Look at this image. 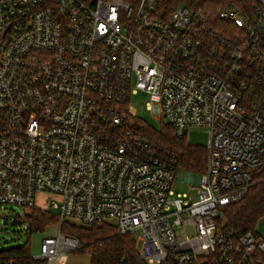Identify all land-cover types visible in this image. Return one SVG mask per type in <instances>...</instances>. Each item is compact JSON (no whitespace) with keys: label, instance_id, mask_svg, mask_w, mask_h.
Instances as JSON below:
<instances>
[{"label":"built area","instance_id":"built-area-1","mask_svg":"<svg viewBox=\"0 0 264 264\" xmlns=\"http://www.w3.org/2000/svg\"><path fill=\"white\" fill-rule=\"evenodd\" d=\"M217 20L158 0H0V206L59 196L58 231L6 264L78 249L65 221L138 230L148 264H264V238L223 213L264 159V0ZM137 90L176 137L207 129L195 198L173 196L176 155L136 128Z\"/></svg>","mask_w":264,"mask_h":264},{"label":"trees","instance_id":"trees-1","mask_svg":"<svg viewBox=\"0 0 264 264\" xmlns=\"http://www.w3.org/2000/svg\"><path fill=\"white\" fill-rule=\"evenodd\" d=\"M256 0H158V6L168 14L176 5L202 10L211 16L217 24L218 11L224 5H237L248 13ZM136 128L156 148L174 153L177 157L176 169L180 168L192 175L203 172L207 150L205 146L190 144L183 137H176L172 128L163 123L157 129L143 120L134 117ZM227 223L238 232H254L256 222L264 217V159L252 171V183L236 202L227 204L223 210ZM27 227L24 229L27 237L33 231H43L45 228L58 223V213L50 209L30 207L23 215ZM60 230L76 237L81 246L75 253L87 254L89 264H148L135 248L131 233L119 234L116 227L107 222L95 223L90 226L77 225L65 221ZM30 254L28 239L25 243L0 249V264H6L10 258L25 259Z\"/></svg>","mask_w":264,"mask_h":264},{"label":"rangeland","instance_id":"rangeland-1","mask_svg":"<svg viewBox=\"0 0 264 264\" xmlns=\"http://www.w3.org/2000/svg\"><path fill=\"white\" fill-rule=\"evenodd\" d=\"M148 100V94L144 91L137 90L131 94L130 105L137 118L159 129L166 121L154 117L147 107ZM184 138L190 144L205 146L207 143V129L203 126H190ZM189 176L190 174L183 169L178 168L175 170L172 182L173 196L177 193L186 192L192 198H195V186L188 179ZM197 177L198 174L192 178L196 179ZM52 199L59 200V196L46 191H37L34 194L35 206L42 209H47ZM27 209V207L20 205L0 206V249L23 244L28 239L31 255H39L42 237L55 234L58 231V224H55L48 226L43 231H33L27 237L24 233L27 225L23 217ZM254 230L264 238V217L256 222ZM131 235L134 239L135 248L139 252L142 246L140 233L138 230H133ZM73 253L76 254L75 252ZM78 257V264H86L85 254L79 255Z\"/></svg>","mask_w":264,"mask_h":264},{"label":"crops","instance_id":"crops-1","mask_svg":"<svg viewBox=\"0 0 264 264\" xmlns=\"http://www.w3.org/2000/svg\"><path fill=\"white\" fill-rule=\"evenodd\" d=\"M192 174H190L189 176V180L190 182L195 186L196 182H197V178L193 179L192 177H194L195 175L191 176ZM79 255H82L81 253H76L74 254L73 252L67 253L64 256L60 257L59 260H57L54 263L51 264H78L79 261ZM86 255V264H89V256L87 254Z\"/></svg>","mask_w":264,"mask_h":264}]
</instances>
